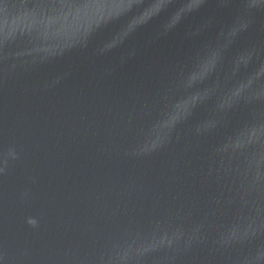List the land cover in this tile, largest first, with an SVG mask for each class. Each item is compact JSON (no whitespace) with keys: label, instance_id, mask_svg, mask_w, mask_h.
Masks as SVG:
<instances>
[{"label":"clouds","instance_id":"clouds-1","mask_svg":"<svg viewBox=\"0 0 264 264\" xmlns=\"http://www.w3.org/2000/svg\"><path fill=\"white\" fill-rule=\"evenodd\" d=\"M31 223H35L34 221H30Z\"/></svg>","mask_w":264,"mask_h":264}]
</instances>
